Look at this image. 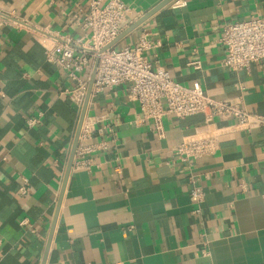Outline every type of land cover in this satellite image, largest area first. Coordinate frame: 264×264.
<instances>
[{
    "label": "crops",
    "instance_id": "0c3cea01",
    "mask_svg": "<svg viewBox=\"0 0 264 264\" xmlns=\"http://www.w3.org/2000/svg\"><path fill=\"white\" fill-rule=\"evenodd\" d=\"M123 1L127 30L164 0ZM89 9L90 0H0V11L31 26L0 28V264H264V128L168 115L159 134L152 120L139 121L128 84L105 88L85 116L96 128L85 144L95 150L75 154L67 175L83 107L43 43L85 40ZM256 16L264 0H173L113 47L147 35L155 67L264 116V59L222 65L225 27ZM200 136L216 138L213 154L192 166L167 163L168 150Z\"/></svg>",
    "mask_w": 264,
    "mask_h": 264
},
{
    "label": "built area",
    "instance_id": "2783aa9c",
    "mask_svg": "<svg viewBox=\"0 0 264 264\" xmlns=\"http://www.w3.org/2000/svg\"><path fill=\"white\" fill-rule=\"evenodd\" d=\"M130 7L123 0H90V9L83 20V27L88 30L85 40H74L52 36L50 43L44 44L47 60L55 63L73 82L66 90L69 98L80 108L83 107L92 75V94L105 88L113 89L123 84L130 86L129 98L140 105V122L152 120L154 129L163 134V120L168 115L185 118L193 114H204L206 120L215 117L233 118L239 126L264 128V116L248 112L240 104L216 99L208 95L198 80L184 85L175 80L172 73L164 67L154 66L147 56L155 44L147 35L135 45L121 49L110 45L127 27ZM13 26L30 28L26 21H21L13 14L0 11V28ZM221 43L226 56L222 65L232 69H248L253 63L264 59V16L250 17L243 21L232 22L224 29ZM193 64L199 68L200 61ZM89 71V76L84 77ZM29 126L37 119L29 118ZM96 132L92 120L83 122L76 156L85 157L95 150V146L85 144ZM217 140L213 136H200L183 141L168 150L167 163L180 162L194 165L200 158L215 152ZM191 196L196 202L203 199V190L198 177L191 176ZM28 180L20 187L23 195L30 193ZM22 224H27L24 220Z\"/></svg>",
    "mask_w": 264,
    "mask_h": 264
},
{
    "label": "water",
    "instance_id": "95a60500",
    "mask_svg": "<svg viewBox=\"0 0 264 264\" xmlns=\"http://www.w3.org/2000/svg\"><path fill=\"white\" fill-rule=\"evenodd\" d=\"M173 0H164L161 4H159L156 8H154L153 10H151L146 16H144L143 18H141L140 20H138L135 24H133L130 28H128L127 30H125L124 32H122L119 37H117L110 45H108L105 49L113 47L119 40H121L123 37H125L126 35H128L130 32H132L134 29H136L140 24H142L146 19H148L150 16H152L155 12H157L158 10H160L162 7L166 6L168 3H170ZM93 77L94 74L92 75L91 78V82H90V87H89V91L85 100V103L83 105V110H82V116L80 119V124H79V129L77 132V136L75 139V143L73 146V150H72V154H71V158L69 161V165H68V169H67V175H69L70 170L72 168V164H73V160L76 154V150L79 144V137H80V132H81V128L86 116V111H87V107H88V102L91 96V91H92V84H93Z\"/></svg>",
    "mask_w": 264,
    "mask_h": 264
}]
</instances>
